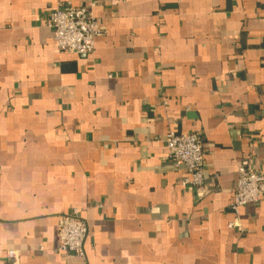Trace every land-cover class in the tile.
<instances>
[{
  "label": "crops",
  "instance_id": "1",
  "mask_svg": "<svg viewBox=\"0 0 264 264\" xmlns=\"http://www.w3.org/2000/svg\"><path fill=\"white\" fill-rule=\"evenodd\" d=\"M90 1L94 52L60 53L50 10ZM170 132L201 137V187ZM245 158L264 174V0H0V264H264ZM75 209L84 256L58 250Z\"/></svg>",
  "mask_w": 264,
  "mask_h": 264
},
{
  "label": "built area",
  "instance_id": "2",
  "mask_svg": "<svg viewBox=\"0 0 264 264\" xmlns=\"http://www.w3.org/2000/svg\"><path fill=\"white\" fill-rule=\"evenodd\" d=\"M95 6L94 1L81 6L62 3L50 10L46 25L53 30L60 53L89 55L94 52L96 39L102 34L93 14ZM165 142L167 157L188 174L184 184L201 187L204 183L205 158L201 137L198 134L170 132ZM237 175V186L231 205L234 212H238L242 206L257 204L264 196V174L253 166L250 159L245 158L240 162ZM229 226L234 227L235 223L232 222ZM87 233V223L77 209L61 217L58 250L63 254L84 256ZM7 254L9 258H16L13 250H9Z\"/></svg>",
  "mask_w": 264,
  "mask_h": 264
}]
</instances>
